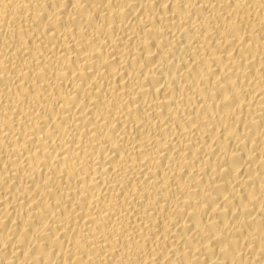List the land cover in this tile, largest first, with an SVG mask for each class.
I'll use <instances>...</instances> for the list:
<instances>
[{
    "label": "bare ground",
    "instance_id": "bare-ground-1",
    "mask_svg": "<svg viewBox=\"0 0 264 264\" xmlns=\"http://www.w3.org/2000/svg\"><path fill=\"white\" fill-rule=\"evenodd\" d=\"M0 264H264V0H0Z\"/></svg>",
    "mask_w": 264,
    "mask_h": 264
}]
</instances>
